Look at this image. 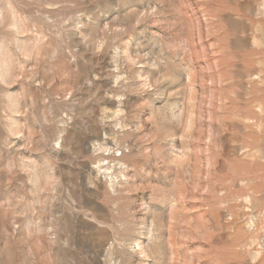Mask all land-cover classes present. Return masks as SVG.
Listing matches in <instances>:
<instances>
[{
	"label": "rangeland",
	"instance_id": "obj_1",
	"mask_svg": "<svg viewBox=\"0 0 264 264\" xmlns=\"http://www.w3.org/2000/svg\"><path fill=\"white\" fill-rule=\"evenodd\" d=\"M0 264H264V0H0Z\"/></svg>",
	"mask_w": 264,
	"mask_h": 264
}]
</instances>
